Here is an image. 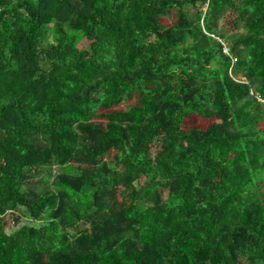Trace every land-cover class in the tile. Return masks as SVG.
Wrapping results in <instances>:
<instances>
[{
	"label": "trees",
	"instance_id": "obj_1",
	"mask_svg": "<svg viewBox=\"0 0 264 264\" xmlns=\"http://www.w3.org/2000/svg\"><path fill=\"white\" fill-rule=\"evenodd\" d=\"M263 188L264 0H0V264H264Z\"/></svg>",
	"mask_w": 264,
	"mask_h": 264
},
{
	"label": "rangeland",
	"instance_id": "obj_2",
	"mask_svg": "<svg viewBox=\"0 0 264 264\" xmlns=\"http://www.w3.org/2000/svg\"><path fill=\"white\" fill-rule=\"evenodd\" d=\"M227 15V14H226ZM226 22V19L225 17L221 20V22L219 24H224V26H227L229 24L225 23ZM238 30V31H241L242 30V27L241 25H239L237 28L233 27L232 29L231 28H228L225 30V33L228 35L230 34L231 32H233V30ZM88 41L86 39H82L80 40V42L78 43V46L79 47H85L87 45ZM121 107H124V105L122 104ZM203 126L205 125V122L202 123ZM155 148H152V152H154ZM263 191H264V188H263ZM19 217L20 218V221L19 223H16L15 222V218L16 217ZM3 219H4V228L7 232H11L13 231L14 229L18 228L19 225H21L22 223H26L28 222L27 220H25L23 217H20L19 216V212L14 210V211H7L4 215H3ZM35 223V222H33ZM244 262V264H248L247 261H245L244 259L242 260Z\"/></svg>",
	"mask_w": 264,
	"mask_h": 264
},
{
	"label": "built area",
	"instance_id": "obj_3",
	"mask_svg": "<svg viewBox=\"0 0 264 264\" xmlns=\"http://www.w3.org/2000/svg\"><path fill=\"white\" fill-rule=\"evenodd\" d=\"M226 50V49H225Z\"/></svg>",
	"mask_w": 264,
	"mask_h": 264
}]
</instances>
